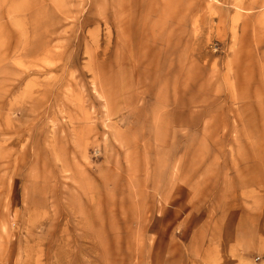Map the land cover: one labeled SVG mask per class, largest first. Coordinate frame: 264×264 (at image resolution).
I'll use <instances>...</instances> for the list:
<instances>
[{
	"label": "rangeland",
	"instance_id": "rangeland-1",
	"mask_svg": "<svg viewBox=\"0 0 264 264\" xmlns=\"http://www.w3.org/2000/svg\"><path fill=\"white\" fill-rule=\"evenodd\" d=\"M0 264H264V0H0Z\"/></svg>",
	"mask_w": 264,
	"mask_h": 264
}]
</instances>
